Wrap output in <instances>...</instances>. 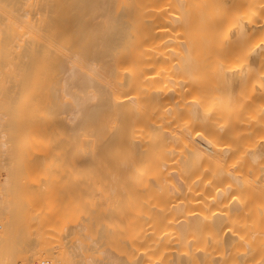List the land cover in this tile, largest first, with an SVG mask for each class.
<instances>
[{"label": "bare ground", "instance_id": "6f19581e", "mask_svg": "<svg viewBox=\"0 0 264 264\" xmlns=\"http://www.w3.org/2000/svg\"><path fill=\"white\" fill-rule=\"evenodd\" d=\"M39 258L264 264V0H0V264Z\"/></svg>", "mask_w": 264, "mask_h": 264}, {"label": "rangeland", "instance_id": "374dc122", "mask_svg": "<svg viewBox=\"0 0 264 264\" xmlns=\"http://www.w3.org/2000/svg\"><path fill=\"white\" fill-rule=\"evenodd\" d=\"M129 7V6H128ZM129 9H130V7H129ZM143 23H145L144 21H143ZM146 24V23H145ZM138 26H139V24H138ZM41 258V257H40ZM35 259V260H33V261H31L30 263H26V264H35L37 261H39V260H41V259ZM21 264V263H20Z\"/></svg>", "mask_w": 264, "mask_h": 264}]
</instances>
